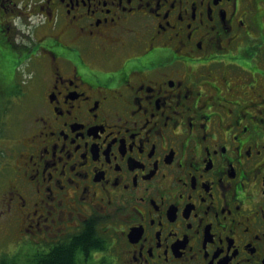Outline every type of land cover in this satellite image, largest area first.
Listing matches in <instances>:
<instances>
[{
    "label": "flooded vegetation",
    "instance_id": "flooded-vegetation-1",
    "mask_svg": "<svg viewBox=\"0 0 264 264\" xmlns=\"http://www.w3.org/2000/svg\"><path fill=\"white\" fill-rule=\"evenodd\" d=\"M0 170L27 249L264 264V0H0Z\"/></svg>",
    "mask_w": 264,
    "mask_h": 264
},
{
    "label": "trees",
    "instance_id": "trees-1",
    "mask_svg": "<svg viewBox=\"0 0 264 264\" xmlns=\"http://www.w3.org/2000/svg\"><path fill=\"white\" fill-rule=\"evenodd\" d=\"M87 230L78 237L67 239L50 248L46 253L31 250L24 242L0 264H91L92 251L101 247Z\"/></svg>",
    "mask_w": 264,
    "mask_h": 264
},
{
    "label": "rangeland",
    "instance_id": "rangeland-1",
    "mask_svg": "<svg viewBox=\"0 0 264 264\" xmlns=\"http://www.w3.org/2000/svg\"><path fill=\"white\" fill-rule=\"evenodd\" d=\"M4 134L7 135L5 132ZM2 172H6L0 170V175L4 176ZM2 223H0V260L12 256L20 246V240L16 237L15 230L4 222Z\"/></svg>",
    "mask_w": 264,
    "mask_h": 264
}]
</instances>
